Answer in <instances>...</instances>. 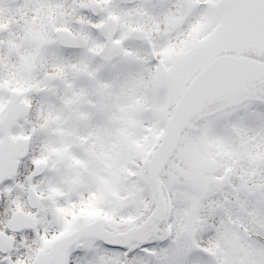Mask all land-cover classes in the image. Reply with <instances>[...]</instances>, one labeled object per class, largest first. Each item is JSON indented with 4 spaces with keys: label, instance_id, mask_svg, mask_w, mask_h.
I'll return each instance as SVG.
<instances>
[{
    "label": "snow or ice",
    "instance_id": "6c2138e0",
    "mask_svg": "<svg viewBox=\"0 0 264 264\" xmlns=\"http://www.w3.org/2000/svg\"><path fill=\"white\" fill-rule=\"evenodd\" d=\"M0 264H264V0H0Z\"/></svg>",
    "mask_w": 264,
    "mask_h": 264
}]
</instances>
